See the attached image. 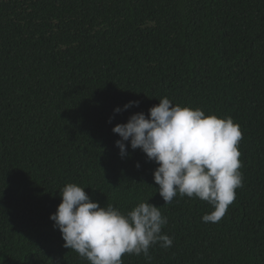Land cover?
I'll list each match as a JSON object with an SVG mask.
<instances>
[{
	"label": "trees",
	"instance_id": "16d2710c",
	"mask_svg": "<svg viewBox=\"0 0 264 264\" xmlns=\"http://www.w3.org/2000/svg\"><path fill=\"white\" fill-rule=\"evenodd\" d=\"M163 97L240 126L243 187L218 223L119 154L115 125ZM68 183L161 207L173 245L123 264H264V0H0V264H89L50 219Z\"/></svg>",
	"mask_w": 264,
	"mask_h": 264
},
{
	"label": "clouds",
	"instance_id": "9594fccd",
	"mask_svg": "<svg viewBox=\"0 0 264 264\" xmlns=\"http://www.w3.org/2000/svg\"><path fill=\"white\" fill-rule=\"evenodd\" d=\"M138 104L130 101L114 112ZM112 131L121 138L116 141L121 158L128 155L126 142H130L132 150H141L158 165L154 182L166 205L177 195L211 205L213 211L203 215L204 223H218L234 202L236 189L243 187L238 148L242 131L231 117L206 115L199 108L181 107L163 97L147 115L133 114ZM59 193L62 202L50 216L53 227L61 232L63 247L89 264H123L125 254H143L150 261L153 245L165 249L173 245V239L162 234L167 217L161 207L149 203L151 199L124 213L111 203L101 207L75 183H68Z\"/></svg>",
	"mask_w": 264,
	"mask_h": 264
}]
</instances>
